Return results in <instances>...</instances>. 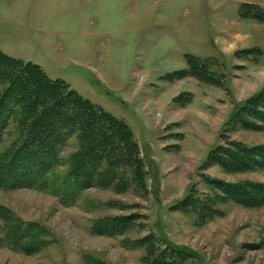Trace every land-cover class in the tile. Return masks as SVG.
I'll use <instances>...</instances> for the list:
<instances>
[{
  "label": "rangeland",
  "instance_id": "1",
  "mask_svg": "<svg viewBox=\"0 0 264 264\" xmlns=\"http://www.w3.org/2000/svg\"><path fill=\"white\" fill-rule=\"evenodd\" d=\"M260 46L264 0H0V50L124 122L137 159L108 171L102 160L97 172L85 165L87 174H76L73 135L55 140L48 183L3 176L0 264H264V197L242 202L223 191L264 189V167L233 160L236 145L264 148L261 115H245L243 127L235 112L264 88V79L242 74L264 71ZM192 56L206 61L208 80L192 73ZM197 81L209 103L216 94L222 103L223 93L225 111L200 147L185 125ZM16 136L11 125L0 152ZM219 146L225 154L213 153ZM190 195L195 203H181Z\"/></svg>",
  "mask_w": 264,
  "mask_h": 264
},
{
  "label": "trees",
  "instance_id": "2",
  "mask_svg": "<svg viewBox=\"0 0 264 264\" xmlns=\"http://www.w3.org/2000/svg\"><path fill=\"white\" fill-rule=\"evenodd\" d=\"M245 7L249 10L254 8L242 6V10ZM251 16L257 17L256 13ZM192 58H194L190 63L192 73L198 78L203 76L208 80L212 73L206 71L208 69L206 61H202L197 56ZM195 62L205 64L198 66ZM29 89L35 92L29 93ZM263 97L264 88L235 111L243 127L249 125L245 115L252 116L258 113L264 120ZM257 99L262 100L261 105L257 103ZM11 125L14 126L17 136L9 148L0 152V186L5 179L3 176H7L8 173L18 181H26L34 186L44 179L48 183L49 176L47 177L46 174L49 175L50 170L59 160L57 148L59 141L63 137L72 138L73 135L77 136L80 149V155L74 164L76 174L77 172L87 174L85 165L91 167L90 173L97 172L103 161L109 163L108 171L110 167L117 169L118 163L128 165L137 160L131 131L124 122L101 107L92 105L77 91L70 89L66 81H53L38 65L22 62L0 50V146L3 143L4 133ZM52 132H56L58 136L53 137ZM55 140L59 141L55 142ZM223 149L219 146L213 153L225 154ZM234 149L238 153L233 160L240 165L254 169L264 167L260 165L264 163V148L243 144L236 145ZM216 160L221 164H227L221 157L217 156ZM111 176L114 177L115 174L112 173ZM207 181L213 184V187L219 182L210 177ZM219 185L227 186L222 182H219ZM70 186L67 183V187ZM223 189L227 195L233 193L236 197H240L242 202L250 200L256 202L258 197H264V189L257 193L253 188L255 192H252L245 185H231ZM187 201L195 203L196 198L190 195L181 203ZM178 249L187 255L190 252L185 247Z\"/></svg>",
  "mask_w": 264,
  "mask_h": 264
},
{
  "label": "crops",
  "instance_id": "3",
  "mask_svg": "<svg viewBox=\"0 0 264 264\" xmlns=\"http://www.w3.org/2000/svg\"><path fill=\"white\" fill-rule=\"evenodd\" d=\"M241 7L242 6L235 7L237 12L240 11ZM251 23H253V26L255 25V23L259 24L258 22H255V21H252ZM255 26H257V25H255ZM258 48L260 51L257 55L258 58L256 60H263L264 59V47L260 46ZM231 49H233V48H231ZM252 59H253L252 61H255L254 55H253ZM259 65H262V63ZM248 70H251V72H242V74L246 76L247 81H249L250 79H253V80L260 82V80L264 79V75H263L264 71H262V70L256 71L254 66L249 67ZM247 76H249V78ZM201 84H203V83H201L200 81H197V83L195 84V89L192 90L193 92H195V94L197 93L196 96H194L195 101L190 106H188L186 108V111L189 112L190 117H191L190 124L192 123L193 125L192 124L191 125L185 124L188 128L187 131L190 132V139H192L193 141L198 139L199 147L204 145V142L208 143L207 139L208 138L211 139L209 136H211L212 134L214 136L213 132H216V134L218 133V129L221 126V123L224 119V114H225V111H223V102H224L223 101V99H224L223 93H220V96H219L220 97L219 101L222 99V103H221V101L218 103V99H217L218 95L217 94L213 95V97L211 98L210 103H209L208 97L205 96L208 91H204L205 88L208 89V87L207 86H204L205 88L203 86L201 87ZM235 87H236L235 82L232 81L231 82V89L234 91L236 89ZM247 88H248V86H246V89ZM243 91H245V89ZM227 106H228V104H227ZM172 113H174L175 116H178V117L183 115V113L181 111H177L176 113L172 111ZM218 118H219V120H218ZM179 121L181 122V120H179ZM194 125L200 127L201 130L203 128L202 133L197 131L194 128ZM203 132H205V133H203ZM193 144L196 145L195 142H193ZM188 152H189V155H193V153H196V151H188ZM170 158H171V156L168 157L169 163H171V160H172ZM169 159H170V161H169ZM181 160H183V159H181ZM155 163H156V161H155Z\"/></svg>",
  "mask_w": 264,
  "mask_h": 264
}]
</instances>
